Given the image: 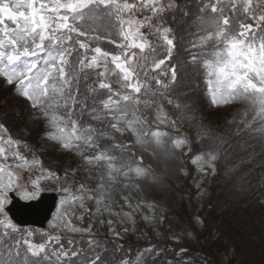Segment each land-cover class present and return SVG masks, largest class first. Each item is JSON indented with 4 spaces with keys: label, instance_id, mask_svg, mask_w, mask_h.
I'll return each mask as SVG.
<instances>
[{
    "label": "snow or ice",
    "instance_id": "1",
    "mask_svg": "<svg viewBox=\"0 0 264 264\" xmlns=\"http://www.w3.org/2000/svg\"><path fill=\"white\" fill-rule=\"evenodd\" d=\"M239 2L228 0L229 16L224 0H198L199 14L190 20L189 6L177 0H0V77L41 114L51 128L48 139L105 170L95 189L74 187L67 172L61 177L44 168L34 152L29 158L25 151L31 152V146L0 135V264H143L152 247L135 259L117 260L122 245L107 255L108 242L93 238L91 226H76L73 217L83 219L76 217L77 207L87 212L88 201H95L97 212L110 209L113 186L121 178L128 182L125 187L162 184V174L145 166L142 156L133 162V148L153 157L159 152L165 159L185 147L193 150L187 135L173 138L154 129L157 124L177 129V120L187 122L195 128L200 149L193 163L206 174L209 169L222 173L236 188L245 184L249 165L264 157V15L257 17L252 0H243L245 19L255 26L240 20L235 15ZM144 11L151 15L138 20L136 13ZM113 31L119 37L118 54L90 46L105 38L115 43ZM180 48L187 59L179 55ZM109 58L119 85L115 90L103 79L106 72L97 71L101 61L107 70ZM201 76L213 106L244 102L254 113L252 120L225 132L204 123L194 95ZM161 98L174 107L175 119ZM0 132L7 133L3 124ZM128 136L131 142L123 143ZM88 150L94 153L85 155ZM50 189L60 196L49 221L55 232L41 233L37 243L36 233L22 231L9 217L10 194L38 201ZM62 232L90 235L76 240Z\"/></svg>",
    "mask_w": 264,
    "mask_h": 264
},
{
    "label": "rangeland",
    "instance_id": "2",
    "mask_svg": "<svg viewBox=\"0 0 264 264\" xmlns=\"http://www.w3.org/2000/svg\"><path fill=\"white\" fill-rule=\"evenodd\" d=\"M180 4L192 5L191 0H180ZM243 7V0H240L235 15L239 12L241 20L255 26V21L245 19ZM251 7L254 8L257 17L264 15V0H252ZM188 11L192 16L194 14L197 16L199 7L191 11L188 7ZM208 12L210 14L209 10ZM225 14L233 15L232 10L231 12L226 10ZM150 15L148 11L137 12L136 18L142 21L145 16ZM192 16L190 20L194 19ZM168 18L171 19V14ZM113 34L116 35L118 44V34L116 31H113ZM181 34L183 33H178ZM101 42L104 44V41ZM117 44L113 46L94 44L92 47L100 46L103 51L118 54L120 49ZM136 51L139 52L138 49ZM178 52L180 56L188 58V53L183 48ZM92 54L88 53L89 58ZM158 58L162 59L163 56ZM114 67L109 58L107 70L101 61L97 71L106 72L103 79L111 82L115 90L119 85L115 83L117 78L111 75ZM198 83L200 88L194 95L199 108L198 115H203L204 123L225 132L229 128L235 130L237 125L243 127L241 121L245 119L252 120L254 113L249 110V105L235 101L213 106L210 96L207 95L208 85L203 76L199 78ZM14 87L7 85L5 78L0 77V124L7 129V133L0 132V135L4 139L10 136L13 140L31 146V152L23 148L21 150L25 151L29 158L34 152L44 168L56 171L61 177L67 172L69 181L75 182L74 187L85 184L95 189L100 183L99 173L104 172V168L85 164L81 156L61 149L57 142L48 139L46 133L51 130L50 126L41 114L30 106L29 101L15 92ZM161 102L168 116L175 119L177 113L174 107L168 104L167 99L161 98ZM156 127L171 133L173 138L187 135L193 141V150L189 151L185 147L176 150L174 155L165 159L159 152L153 157L150 151L144 152L139 147L133 148L132 151L135 152L133 162L142 156L145 166L151 165L158 174H162V184L148 186L142 182L140 188L131 184L125 187L128 182L121 178L120 182L113 186L110 209H101L97 212L95 201H88L87 212L77 207L76 217L82 215L83 219L73 217V223L81 228L91 226L93 238L108 242L106 247L111 250L107 253L109 256L115 252L116 245H122V250L116 253L117 260L135 259L140 250L152 247L153 252L145 254L143 264H169V261L171 264H184V261H188L189 264H264V197L258 191L256 192L261 197H247L249 191L256 190L250 184V181L255 179L258 188L264 192V170L255 168L253 164L254 168H251L245 184L241 188H236L232 182L223 178L222 173L213 175L209 169L206 174L200 170L198 163H193L200 150L199 145L195 143V128L179 120L177 129L164 124L154 125V129ZM128 138H124L122 142L130 143L132 138L130 136ZM167 145L170 147V140L167 141ZM93 153L94 150H88L85 155ZM261 159L264 160V157L258 158V163ZM72 170H76L74 175ZM105 183H108L106 179ZM59 199L60 196L58 201ZM49 221L42 230L33 228L21 230L36 233L35 241L39 243L41 233L55 232L50 228ZM0 230L3 231L2 227ZM61 235L76 237L78 240L83 237L87 240L90 234L62 232ZM63 243L67 246L65 240ZM181 249L187 251L177 255Z\"/></svg>",
    "mask_w": 264,
    "mask_h": 264
},
{
    "label": "water",
    "instance_id": "3",
    "mask_svg": "<svg viewBox=\"0 0 264 264\" xmlns=\"http://www.w3.org/2000/svg\"><path fill=\"white\" fill-rule=\"evenodd\" d=\"M55 203V194H42L38 201L24 202L14 197L8 206L11 217L18 224L44 225Z\"/></svg>",
    "mask_w": 264,
    "mask_h": 264
},
{
    "label": "trees",
    "instance_id": "4",
    "mask_svg": "<svg viewBox=\"0 0 264 264\" xmlns=\"http://www.w3.org/2000/svg\"><path fill=\"white\" fill-rule=\"evenodd\" d=\"M126 139H129L128 137L126 138ZM264 164V163H263ZM262 166H257V168H261ZM262 169H264L263 167H262ZM250 184L253 186V188L254 189H258L259 191H261V189L260 188H258V185H257V180L255 179V181H250ZM256 190H254V191H252V192H250L249 191V193H248V195H247V197H255V195H256ZM256 200V199H255ZM254 216H256V215H254Z\"/></svg>",
    "mask_w": 264,
    "mask_h": 264
}]
</instances>
